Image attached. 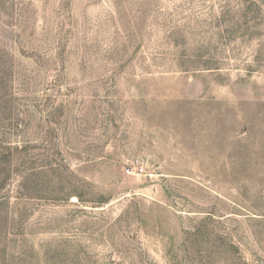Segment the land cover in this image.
Returning a JSON list of instances; mask_svg holds the SVG:
<instances>
[{"label": "rangeland", "instance_id": "obj_1", "mask_svg": "<svg viewBox=\"0 0 264 264\" xmlns=\"http://www.w3.org/2000/svg\"><path fill=\"white\" fill-rule=\"evenodd\" d=\"M0 264H264V0H0Z\"/></svg>", "mask_w": 264, "mask_h": 264}, {"label": "built area", "instance_id": "obj_2", "mask_svg": "<svg viewBox=\"0 0 264 264\" xmlns=\"http://www.w3.org/2000/svg\"><path fill=\"white\" fill-rule=\"evenodd\" d=\"M125 171L128 174L133 172L144 173L145 169L143 165L139 162V160L135 159L133 161H130V163L126 166Z\"/></svg>", "mask_w": 264, "mask_h": 264}]
</instances>
